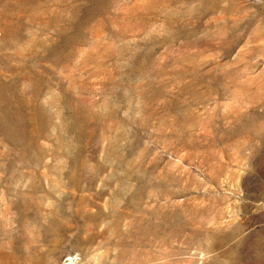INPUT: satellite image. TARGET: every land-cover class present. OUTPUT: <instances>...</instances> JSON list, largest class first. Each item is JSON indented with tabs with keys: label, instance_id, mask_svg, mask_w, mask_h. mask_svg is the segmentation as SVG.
Returning a JSON list of instances; mask_svg holds the SVG:
<instances>
[{
	"label": "rangeland",
	"instance_id": "374dc122",
	"mask_svg": "<svg viewBox=\"0 0 264 264\" xmlns=\"http://www.w3.org/2000/svg\"><path fill=\"white\" fill-rule=\"evenodd\" d=\"M0 264H264V0H0Z\"/></svg>",
	"mask_w": 264,
	"mask_h": 264
}]
</instances>
